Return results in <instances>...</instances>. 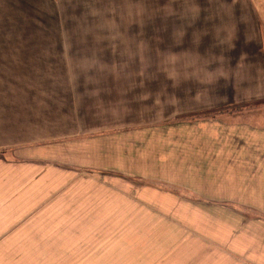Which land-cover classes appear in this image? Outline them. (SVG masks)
<instances>
[{
	"label": "crops",
	"instance_id": "1",
	"mask_svg": "<svg viewBox=\"0 0 264 264\" xmlns=\"http://www.w3.org/2000/svg\"><path fill=\"white\" fill-rule=\"evenodd\" d=\"M49 1L56 33L26 35L27 49L19 44L0 49V232L6 219L8 225L23 217L38 223L67 201L89 199L97 202L95 208L102 196L113 202L122 189L107 179L116 176L186 187L202 203L253 202L264 210L260 200L244 196L245 183L227 171L229 157L223 154L228 151L201 144L214 131L213 124L181 132L133 130L132 89L121 80L122 75L127 80V75L156 74L157 99L164 100L167 90L181 97L185 107L193 106L198 91L208 89V65L223 64L211 70L222 79L230 77L227 67L233 65L234 75L246 81L250 61L264 57L256 1L47 0L45 7ZM14 2L8 10L20 32L14 19L20 4ZM1 41L20 43L22 37L0 34ZM259 63L250 87L253 96L260 94L255 90L264 95ZM49 75L62 80L46 81ZM165 75L173 76L167 80ZM102 174L109 177L103 181ZM160 190L152 191L155 197L148 201L141 198L147 205L141 210L146 217H171L177 234L157 264H264V216L246 217L225 203L196 205L175 192L179 198L174 200ZM141 195L149 198V190ZM181 199L189 204L182 205ZM130 208L139 210L132 203ZM40 209L39 215L32 212ZM192 238L197 250L192 258L163 260Z\"/></svg>",
	"mask_w": 264,
	"mask_h": 264
},
{
	"label": "rangeland",
	"instance_id": "2",
	"mask_svg": "<svg viewBox=\"0 0 264 264\" xmlns=\"http://www.w3.org/2000/svg\"><path fill=\"white\" fill-rule=\"evenodd\" d=\"M16 1L19 2L20 7L15 9L14 19L21 24L20 32L12 26L13 11L8 10L12 9V0H0V16L3 15V19L0 18V34L19 33L22 41L20 43L1 41L0 49H12L13 44H19L21 49H27L29 43L26 41V35L56 33L54 29L57 27L53 25L55 21L49 9H52L54 5L50 1L46 7L47 0ZM254 1L260 15L261 38L264 45V0ZM8 14L11 17L8 18ZM244 60L246 63L249 61V59ZM259 62L264 69V57L250 61V65L245 70L246 81L234 75L237 68L233 65L227 67V71L231 72L230 77L222 79L219 74L211 70L222 68L223 64L208 66L205 64L210 70L206 74L208 89L198 91L196 100H193L195 103L191 107H185V101L181 97L170 96L167 90L164 100L157 99L156 76L158 75L156 74L127 75V80H123L125 75H122L121 80L122 83H127V88L132 89L133 130L178 129L181 132V129L194 131L198 125L213 124L214 131L208 132L210 135L205 137L201 144L210 146L211 143L215 147H223L228 151L227 155L223 154L224 157H229L228 164L226 163L227 171L234 173L238 183H245L244 196L250 200L253 198L260 200L258 204L264 208V164L256 160L257 158L264 160V95L262 91L255 90V93L260 94L253 96L254 91L250 89L252 84L254 85V76H256V72L253 73V71L257 70ZM165 76L168 80L173 75ZM128 77H130L129 80ZM119 78L120 75H118L120 82ZM45 80L56 83L62 78L59 75H49ZM171 85L174 87L172 79ZM120 92L119 88L118 94ZM117 101L119 105L124 103L121 99ZM157 142L154 141V143ZM242 159L246 160L244 164ZM234 176L232 174L228 176L227 182ZM108 177L102 174V180ZM116 177V179L107 180L117 181V186L122 189V193H117L113 202H106L102 196L100 208H95L94 203L97 202L88 201L89 199H85L84 202L67 201L61 203V209L53 211L54 219L51 217L50 210V217L43 218L40 221L42 223H36L35 218L29 220V217H23L11 219L14 224L8 225L9 220L6 219L5 231L0 232V264H157L158 257L173 245L172 237L177 234L174 229L177 224L172 222L174 219L171 217L156 219L144 216L145 211L141 210L147 206L144 202L155 197L152 196V193H155L152 191L156 189H161V192L166 193L165 195L169 198L173 197L174 200L179 198L175 196L179 194L185 200L192 199L196 205L207 207L216 205L217 207V204L225 203L231 208H239L246 217L264 216V210L254 208L253 202H240L239 205L225 201L202 203L197 201L200 200L199 196L195 195V192L191 195L186 187L182 188L179 185L173 187L162 183L150 185L147 181L154 180ZM144 189L149 190V198L141 195ZM138 190L142 192L139 193ZM225 191L223 187V192ZM174 192L175 195H173ZM230 192L231 189L228 188L227 194ZM185 200L182 205L189 204ZM130 203L139 210L130 208ZM113 205L117 208H112ZM251 205L253 207H250ZM152 208L153 206H150L149 210L151 211ZM42 210L32 212L39 215L43 212ZM130 214L133 216H129ZM44 221L52 226H48ZM159 221H164V224L160 225ZM36 229L43 232H35ZM193 240L195 239L192 238L189 243L181 242L175 254L165 255L163 260H175L178 263L189 260L197 251Z\"/></svg>",
	"mask_w": 264,
	"mask_h": 264
}]
</instances>
